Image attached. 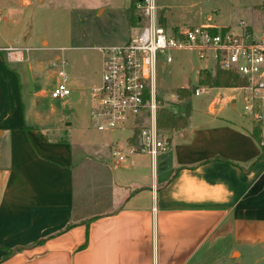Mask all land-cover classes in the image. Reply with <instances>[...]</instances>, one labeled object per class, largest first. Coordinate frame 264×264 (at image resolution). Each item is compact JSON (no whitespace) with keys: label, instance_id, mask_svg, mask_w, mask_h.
I'll return each instance as SVG.
<instances>
[{"label":"crops","instance_id":"0c3cea01","mask_svg":"<svg viewBox=\"0 0 264 264\" xmlns=\"http://www.w3.org/2000/svg\"><path fill=\"white\" fill-rule=\"evenodd\" d=\"M158 15L166 26L159 6ZM10 49L7 60L0 52V264H260L257 123L230 118L214 98L208 111L191 108L186 127L163 132L168 147L155 157L129 153L137 129L111 133L126 159L113 165L102 151L76 157L94 169L80 176L76 195L70 140L28 126L11 67L26 59Z\"/></svg>","mask_w":264,"mask_h":264},{"label":"rangeland","instance_id":"374dc122","mask_svg":"<svg viewBox=\"0 0 264 264\" xmlns=\"http://www.w3.org/2000/svg\"><path fill=\"white\" fill-rule=\"evenodd\" d=\"M133 1L137 0H0V48L5 51L6 60L11 47L21 50L26 59L25 63H13L11 67L20 73L27 124H36L49 136L68 126L76 195L80 176H94V169L89 171L75 158L102 151L115 165L118 158L111 155L117 149L107 135L128 133L133 128L130 121L125 130L100 132L93 127L91 118L92 88L101 85L103 75L104 57L100 49L121 46L139 32L138 25L131 22ZM157 4L170 29L214 25L238 31L239 25L244 24L253 28L255 34L264 33V0H157ZM171 55L174 61L167 63L161 56L157 69V95L163 108L184 115L187 104L192 108L191 114L198 115L208 111L209 103L219 98L218 108L223 105L230 118L247 122L245 91L241 88L212 89L209 94L179 100V89L201 87L200 77L207 71L203 69L214 72L215 68L200 60L194 51H173ZM64 61L71 94L52 99L53 89L61 82L59 70ZM52 62L58 66L54 67ZM222 98L225 99L221 101ZM136 123L149 124V119H138ZM90 141L92 145H88ZM117 152L127 154L126 150ZM249 261L239 260L242 264ZM260 264H264V259Z\"/></svg>","mask_w":264,"mask_h":264},{"label":"built area","instance_id":"2783aa9c","mask_svg":"<svg viewBox=\"0 0 264 264\" xmlns=\"http://www.w3.org/2000/svg\"><path fill=\"white\" fill-rule=\"evenodd\" d=\"M135 12L139 17L138 34L121 46L100 49L103 75L101 85L92 88L93 127L100 132L123 130L132 121L138 132L129 153L155 157L166 151L168 141L157 127L162 107L156 87L158 63L161 56L172 63L173 51L190 50L200 60L212 63L214 71L232 72L245 81L240 87L245 91L244 111L246 117L262 124L260 144L264 147V33L255 34L244 24L238 31L214 25L170 29L160 20L156 0H137ZM66 64L64 61L59 70L61 82L53 89L52 99L71 94ZM52 65L58 66L57 62ZM202 93L209 94L210 89L197 87L194 95ZM144 118L149 124L136 123ZM114 156L119 161L127 157L117 151Z\"/></svg>","mask_w":264,"mask_h":264},{"label":"trees","instance_id":"16d2710c","mask_svg":"<svg viewBox=\"0 0 264 264\" xmlns=\"http://www.w3.org/2000/svg\"><path fill=\"white\" fill-rule=\"evenodd\" d=\"M137 1H133V4H135ZM131 22L134 25L139 24V17L135 13V7H133ZM200 85L201 87H207V88H240L245 85V81L237 74L228 72V71H222L217 70L214 72L206 71L204 72L200 77ZM197 87L192 88H182L179 89L177 92L179 96V100H186L190 98L192 95H194V92ZM161 102V101H160ZM185 106V114L184 115H177L163 107L160 108L158 112L157 117V127L160 131L164 130H177L183 127H186L188 123V117L191 112V107L187 104ZM261 128L262 124H257V126L254 129L253 135L256 138V140L260 143L261 141ZM56 134L59 136L58 140L61 143H66L67 137H68V131H58ZM137 137V132H135V136L133 138V141ZM51 139V138H50ZM263 152H264V147Z\"/></svg>","mask_w":264,"mask_h":264},{"label":"water","instance_id":"95a60500","mask_svg":"<svg viewBox=\"0 0 264 264\" xmlns=\"http://www.w3.org/2000/svg\"><path fill=\"white\" fill-rule=\"evenodd\" d=\"M29 68V67H28ZM29 73H30V70H29ZM31 77V76H30ZM31 81H32V79H31Z\"/></svg>","mask_w":264,"mask_h":264}]
</instances>
